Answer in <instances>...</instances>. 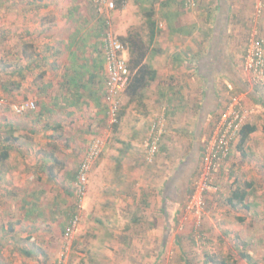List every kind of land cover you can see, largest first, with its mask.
<instances>
[{
  "label": "rangeland",
  "instance_id": "1",
  "mask_svg": "<svg viewBox=\"0 0 264 264\" xmlns=\"http://www.w3.org/2000/svg\"><path fill=\"white\" fill-rule=\"evenodd\" d=\"M72 1L74 7L78 6L84 10L91 7L86 4L85 0ZM173 2L177 10H185L178 0ZM255 2L256 0H254V7ZM161 4V0H128L127 6L122 10L123 13L117 14L113 19L114 32H118L119 24L121 25L123 20L129 29L135 28L144 32L143 28L146 26L144 9L147 11L153 6V9L157 11ZM254 7L247 24V30L243 33L245 36H242L241 33L244 45H246L247 38L253 28H257L258 34L262 38L264 16L256 19ZM185 11L187 14H194L198 11V7L194 11ZM159 17H156L157 22L161 21ZM80 18L83 20V16L80 15ZM194 31H196V35H194ZM194 31L189 34L193 37L190 39L192 43L205 38L203 23L200 28L197 27ZM189 36L187 35V37ZM22 50L33 57L37 56V0H0V135L3 134V137L6 135L5 127L2 124L16 123L21 128L17 134H20L19 142L23 144L18 150L19 152L12 151L11 158L3 166L4 182L0 183V238L4 236L1 230L3 226L7 229L9 223H20L13 226L19 234L17 239L2 237L4 239L0 242V264H54L63 250V233L60 231V226L56 224L53 227L51 225L50 229L44 228L43 231H37V197H35L37 194V170L33 165L37 159V153L58 154L59 159L62 160L63 157L67 159V154L71 152L72 161L69 164L70 166L73 164L74 168L80 162L77 148L82 144L69 142L70 132L68 129L63 131L67 135L65 134L60 139L55 135V139L49 140L42 135L43 133L50 134L51 130L49 131L46 125L53 122V119H40L41 117H39V100L45 102L44 98H48V95L45 93L37 95V68L31 72H25V80L21 89L3 92L2 87L9 79L14 84L20 80L19 77L13 75V71L16 67L27 64L26 58V61L22 62L16 57ZM197 54L193 52L191 55L196 56ZM247 81L258 92L262 103H264V81L254 84L250 81L249 76ZM146 94V100H150V92L148 91ZM187 95L189 96L188 93ZM226 96L227 94H224L225 98ZM121 97L123 110L127 101L123 94ZM152 101L158 108H156L154 116L146 115L145 104H132L124 108L122 116L120 114V122L116 125L118 131L120 130L117 131L118 133L114 132L115 126L110 124L108 129L105 126L101 129L105 146L99 163L96 162V167L94 165L90 173V188L83 202L81 224L72 242L68 263L129 264L130 260L132 262L130 264H158L159 262L166 264H213L214 262L217 264L221 262L252 264L241 257L240 254L244 252L253 258L254 264H264V108L252 100L251 105H248V108L253 110L248 123L256 125L257 131L250 136L244 147V153L239 151L237 145L235 146L229 161L222 167L214 182L216 190L205 194L204 214L196 226L195 222L187 220L191 219L187 215V204L191 194L189 192L183 203L180 206L177 205L179 207H174L175 210L173 207L168 209L166 215L160 212L164 205L163 194L165 193L166 179L170 176L174 163H178V156L173 152L161 153L160 142L156 156L149 160L147 148L143 146L146 131L138 133L137 138H133L134 130L139 129L138 125L142 129L149 126L150 123L151 127L156 118L160 116V112L157 110L165 108L161 104L165 105L166 103L158 104L155 99ZM24 102H34L37 107L24 114L14 112L12 107ZM165 126L166 134L163 139L169 132L168 121ZM185 133L189 136L190 132ZM121 136L123 137L121 138ZM181 139L182 141L179 142L172 141L171 145L174 149L182 150L187 146L189 140L184 138V134ZM89 144L90 141L83 143L86 145L85 147ZM127 144H131L130 153L127 152L129 148H127ZM119 155L122 160L120 164L116 160ZM165 163L170 166L167 171L162 168ZM117 165L127 169L128 175L133 179L138 178V180L144 179L143 175L135 177L133 174L136 171L141 174L148 169V174L151 176L149 184H151L153 200L150 208H142L145 199L142 193L137 191L141 190L142 180L136 181L137 190L129 188L126 191H122V189L115 191V188H121L117 186L116 182H122L120 178H123L117 170ZM197 175L192 182L193 186ZM124 176L128 180L127 184L130 183L128 176ZM235 181L242 186L246 183L252 184L248 200L249 209L232 208L227 203V198L238 185L234 184ZM103 183L109 188L108 190H103ZM124 185L128 186L125 183ZM193 186L190 185L189 191L193 190ZM4 187L14 189V192L7 196L2 190ZM56 189L61 188L57 187ZM53 194L54 198L51 199V204L47 203L46 206L48 209L52 208V211H56L53 210L55 203L59 205L62 202L61 195L66 196V193L62 191L60 195L55 190ZM126 194H131V202L133 200L131 208L127 210V215L133 214L135 211L138 213V222L136 225L132 224L135 228L131 230L126 228L129 222L123 223L117 219V215L112 213L105 214V212L112 211L113 205L119 199H126L124 198ZM24 199L28 203V212L33 211L30 216H27L28 213L25 211ZM70 199L73 207L75 193L74 199L72 197ZM122 203L126 202L122 201ZM64 204L67 203L64 202ZM151 214L152 217L148 221L146 217ZM127 215L124 214L122 218L126 219ZM113 217L118 220L113 230L117 229L121 235H116V239L108 240L112 247L107 250L108 246L105 247L101 236L102 232H105L104 227L114 225L111 221ZM122 234H128L129 238L127 239H130V245L124 238H120ZM47 235L48 238H46ZM116 249L124 251L116 255ZM24 250L29 251L32 256L27 257L22 253Z\"/></svg>",
  "mask_w": 264,
  "mask_h": 264
},
{
  "label": "crops",
  "instance_id": "2",
  "mask_svg": "<svg viewBox=\"0 0 264 264\" xmlns=\"http://www.w3.org/2000/svg\"><path fill=\"white\" fill-rule=\"evenodd\" d=\"M173 1L161 0L162 4L157 11L153 9V6L150 8L156 11L154 19L156 20L159 15L161 19L160 22L156 21L152 43L147 44L150 41L147 24L143 32L135 28L129 29L123 20L124 22L119 24L118 32L115 31L119 39L131 33H140L149 47L150 53L146 60L157 71V80L147 90L150 92L151 99L144 100L146 115L150 117L155 114L157 107L153 99L158 104L166 103L161 105L165 106L169 132L161 141L160 149L162 150L160 151L163 154L175 153L174 155L178 156V163H174L171 174L166 179L164 205L160 209V212L165 215L168 214V209L179 207L190 192V185L193 186L192 182L202 164V141L210 134L230 97L241 90L240 92L246 93L248 97L247 105H251L252 100L263 107L261 96L248 83L249 75L243 68L245 45L242 44L241 33L245 36L243 33L247 30L254 0H199L198 11L194 14H187L184 9L185 12L182 9L177 10ZM178 1L182 6V0ZM124 2H126L125 5L123 4L117 10L114 18L117 14L123 13L122 10L127 6L128 0ZM63 4L64 6H61ZM80 15L83 16V20ZM201 23H203L205 38L192 43L190 39L193 37L189 34L197 27L200 28ZM261 36L264 42V21ZM193 52L198 54L193 56L191 55ZM125 58L129 61L128 51L125 53ZM104 71L102 29L96 21L94 8L91 6L84 10L78 6L74 7L72 0H37V95L38 93L48 95V98H44L45 102L39 100V117L53 119V122L46 125L47 129L51 130L50 134L42 135L49 140L55 139V135L60 139L67 135L63 131L68 129L69 142L82 144L77 148L80 162L89 146L85 147L83 143L87 141L91 143L94 138L102 137L101 129L109 128L108 109L104 96ZM224 94H227L226 98ZM157 112H161V109ZM147 127L141 129L138 125L139 129L134 130L133 138H137L138 133L146 131L144 147L150 132V123ZM117 131L115 127L114 132ZM54 132L57 133L53 134ZM185 132H190L189 136ZM183 134L184 138L189 140L187 146L182 150L174 149L171 145L172 141H182ZM127 148V152L130 153L131 144H127ZM54 155L61 167H53V176H55L50 177L49 168H51L52 159L49 158L52 154L37 153V160H41L39 164L37 161V231H43L44 228L50 229L51 225L53 227L56 224L60 226V231L63 233L70 216L75 211V204L72 207L70 197L74 199L80 162L74 169L73 164L71 166L69 164L72 161L71 152L67 154L68 160L66 157L61 160L58 154ZM120 156L116 159L118 164L122 161ZM117 168L123 178H120L122 182H116L121 188H115V191L121 189L126 191L129 188L137 190L136 181L142 180L141 190L137 191L142 193L145 199L142 208H150L153 200L148 169L144 173L140 174L136 171L133 174L135 177L143 175L144 179L138 180L129 176L124 167L120 168L117 165ZM162 168L167 171L170 166L165 163ZM124 175L128 176L130 183L127 184L128 180ZM57 187L61 189H56ZM108 189L103 183V190ZM55 190L60 195L62 191H65L66 196L61 195L62 202L59 205L55 203L53 210L56 211H52V208L48 209L46 205L51 204ZM130 195L126 194L124 196L126 199H119L113 205L112 211L104 212L107 215L110 213L117 215V219L123 223L129 222L126 228L131 230L135 228L132 224L136 225L138 222V213L135 211L127 215V210L131 208L133 202ZM124 214L128 216L126 219L122 218ZM151 217L152 214L146 218L150 221ZM117 219L114 217L111 219L114 224L112 227L103 228L105 232H102L101 239L104 240L105 247L108 246L107 250L112 247L108 240L116 239V235H121L117 229L113 230L118 223ZM54 229L56 233V228ZM120 238H124L128 245L131 244L130 239H127L128 234H122ZM122 251L124 250L116 249L115 254H121ZM128 263L132 262L129 260Z\"/></svg>",
  "mask_w": 264,
  "mask_h": 264
},
{
  "label": "built area",
  "instance_id": "3",
  "mask_svg": "<svg viewBox=\"0 0 264 264\" xmlns=\"http://www.w3.org/2000/svg\"><path fill=\"white\" fill-rule=\"evenodd\" d=\"M117 0H85L86 4L95 10L96 21L102 29V50L105 63L104 96L107 105V119L111 126L120 122L122 110L121 95L126 91L131 81L132 71L125 58L127 52L125 44L113 30L114 15L118 10ZM126 2L121 1V6ZM199 0H183L187 11H194ZM254 16L259 19L264 16V0H256ZM255 19V20H256ZM244 71L250 76L254 84L264 80V44L257 28H253L247 38L244 56ZM247 95L239 92L230 97L223 112L216 120L210 134L202 141L203 156L199 173L195 179L193 192L189 196L187 215L195 222L200 221L205 209V194L216 190L214 182L222 167L229 161L232 152L240 139V133L253 110L248 108ZM17 114H24L35 108L34 102H24L13 107ZM161 108L160 116L151 125L146 145L148 159L152 160L159 151V144L166 134L165 108ZM105 146L103 137H96L89 144L87 152L80 162L75 183V211L63 232V250L55 264H69V253L74 237L81 224L83 202L88 194L90 173L93 166L102 155ZM158 264H166L159 262Z\"/></svg>",
  "mask_w": 264,
  "mask_h": 264
},
{
  "label": "trees",
  "instance_id": "4",
  "mask_svg": "<svg viewBox=\"0 0 264 264\" xmlns=\"http://www.w3.org/2000/svg\"><path fill=\"white\" fill-rule=\"evenodd\" d=\"M121 1L122 0L116 1L118 9L121 7ZM144 15L146 18V24L148 25V28L150 31V41L147 44H150L152 43L154 39L153 36L155 35V28H156V20L154 19L155 12L152 9H149L147 11L144 9ZM120 40L125 44L126 49L128 51V54H129L128 65H129L130 70L132 71L130 84L128 85L126 91L123 93L124 97L127 100L126 105L123 107L127 108L128 106H131L132 104L144 105V100L147 96L146 92L148 88L152 85V83H154L157 80V71L146 60L147 55L150 53V50L148 49L149 47L147 46L146 42H144L140 33H134V34L131 33L126 37L120 38ZM245 50H246V45H245ZM245 50H244V56H245ZM16 57L17 59L19 58L20 60H22V62L23 60L26 61L27 59L28 60L27 64L22 67H16L14 69L13 75L16 77H19L20 80L14 84V82L9 79L8 82H6L5 86L2 87L3 92H13V89H21L22 83L25 80V72H31L35 68H37V56L33 57L32 55H29L25 50H22L20 54ZM243 64H244V57H243ZM105 79H106V76H105ZM263 81L264 80H262L261 82ZM104 84H105V80H104ZM240 91L241 90H239V92ZM27 101H33V100H27ZM262 105L264 108V103H262ZM36 107H37V104L35 103L34 109H36ZM34 109L29 110V111H33ZM123 113L124 111L121 113V116L123 115ZM2 126L5 127L4 132L6 135L5 137H3V134L0 135V183L4 182V175L2 173L3 168H4L3 167L4 163L7 162L11 158L12 151L14 150L18 151L20 150V147L23 146V144L19 142V140L21 139L20 134L19 135L17 134L21 131V128L16 123H13V122L9 124L5 123V124H2ZM256 131H257V127L254 124L247 123L246 125L243 126L241 133H240V139L237 143V148L239 149V151L244 153L243 150H244L246 143L248 142L250 136ZM51 154L52 156L49 159H52L51 160L52 165H50L51 168H49V175L50 177H54L55 176V175L53 176L54 168L57 166H60V163H59V160L55 158V155L53 153ZM22 155H25V154H22ZM37 161L38 160L36 159L35 164L33 165L36 170H37ZM40 161L41 160L38 161V164L40 163ZM42 162H44V158H42ZM234 184H238V182L235 181ZM239 184L236 185V188L234 190H232L231 195L227 198V203L232 208L242 207L244 209H249L250 206L248 204L249 203L248 200L251 195L250 188L252 187V184L246 183L244 186L239 185ZM2 190H4V193L7 196L11 194L12 192H14V189H9L7 187L2 188ZM192 192L193 190L190 191L189 193H192ZM35 197H37V194L35 195ZM24 201L25 199L23 200V202ZM27 206H28V203H26L25 201L24 202L25 211L28 213L27 216H30V214L33 211L28 212ZM18 223L20 222H13L12 224L11 223L7 224L9 225L7 229H5V226L1 228L2 232L4 233V236H1L0 242L4 238L5 239L11 238L12 240L18 238L17 236L19 234L16 232V229H14L13 227L14 224L16 225ZM22 253H24L27 257L32 256V254L27 250L22 251ZM240 255L243 259H245L249 263L254 264L252 262L253 258L249 254L243 252ZM213 264H217V263L214 262ZM220 264H226V262H221Z\"/></svg>",
  "mask_w": 264,
  "mask_h": 264
}]
</instances>
